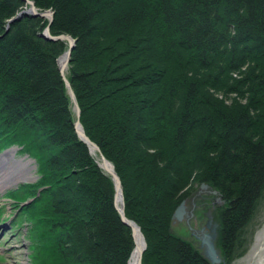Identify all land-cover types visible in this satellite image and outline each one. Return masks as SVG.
<instances>
[{
    "label": "trees",
    "instance_id": "16d2710c",
    "mask_svg": "<svg viewBox=\"0 0 264 264\" xmlns=\"http://www.w3.org/2000/svg\"><path fill=\"white\" fill-rule=\"evenodd\" d=\"M34 4L53 11L52 34L75 40L65 76L144 235L142 264H213L171 224L202 181L223 199L216 241L219 264H229L264 197V0ZM26 5L0 0V151L21 146L39 175L5 195L16 210L28 207L33 264H128L134 235L99 152L77 133L59 70L68 42L39 33L46 16L8 23Z\"/></svg>",
    "mask_w": 264,
    "mask_h": 264
},
{
    "label": "rangeland",
    "instance_id": "374dc122",
    "mask_svg": "<svg viewBox=\"0 0 264 264\" xmlns=\"http://www.w3.org/2000/svg\"><path fill=\"white\" fill-rule=\"evenodd\" d=\"M25 7L28 8L27 6ZM12 18L15 17L13 16ZM12 18L9 19L8 23L13 20H16V18L15 19ZM61 56L62 53L57 57V62L59 61ZM232 75L234 77L239 76L238 73L236 72H233ZM217 95L219 97L222 96L221 93H217ZM229 96L232 97L233 99L239 100V102L241 103L247 100L246 93L245 95H240L237 91H234L231 93L229 92ZM10 148L11 149L14 148V151L5 154V152L9 151ZM92 154H94V152H92ZM24 159L25 160L30 159L31 162L30 161L28 162V166L30 167L29 171L33 174V177L30 179L18 181L16 183L12 182L10 185H4L1 188L2 191L0 190V264H33L32 263L33 250L31 244L28 245L29 238L27 237V231L28 232L30 231L28 230L29 229L28 225H26L25 223L27 222L26 219L29 218L28 207H25L19 212L14 213L15 212L14 206H12L9 197L5 195V192H7L9 189L18 186V184L20 183L30 182L35 180L39 175L37 170V164L35 163L34 158L32 156L23 153L17 146L12 145L0 151V170L2 171L9 169L8 166L11 165L15 160H19V162L16 165L15 164L11 165L10 168L11 170L8 173V175L13 176L17 172V169L19 170L20 167L23 168L22 163L25 161ZM97 163L99 164V166L100 163H102V159L101 157H99V154H98ZM2 176L3 174L0 171V179ZM202 183H207V182L205 181L195 182L194 190L197 189L198 187L201 189L208 188L210 194L216 197L217 195H220L218 190L216 188L211 187L209 183H207L208 186L205 188L201 186ZM211 189H216L217 193L211 192L210 191ZM190 196L191 195H187V197L182 199L185 200L187 206H190L189 202L193 201V199L192 200L190 199ZM115 199H116V190L114 185V204L116 206ZM222 200H223L222 198L216 199V203H215L216 207L222 204ZM185 219L186 218L184 217V219L178 220L172 217V221H171L172 230L175 233L180 234L185 238L191 240V238L186 235L188 234L186 232V229H184L185 231L183 230V225H184L183 221ZM216 221L218 222L217 219ZM245 237H246V242L243 250L238 255L233 257V259L229 264H264V197L262 198L259 208L255 211L251 224L245 229ZM193 244L201 252L202 247L200 246V244L196 242H194ZM145 246H146V241H145Z\"/></svg>",
    "mask_w": 264,
    "mask_h": 264
},
{
    "label": "water",
    "instance_id": "95a60500",
    "mask_svg": "<svg viewBox=\"0 0 264 264\" xmlns=\"http://www.w3.org/2000/svg\"><path fill=\"white\" fill-rule=\"evenodd\" d=\"M25 1H27L30 4L29 8L28 9L21 10L14 17L17 19L22 14L27 13V12H30L33 15L48 16L49 17V22H48V24L45 26L44 30L40 34L42 36H44L45 38L52 39V40H54V39H63V38H65V39L68 40V47H67V49L62 54V56H64L63 62L64 61L66 62L68 60L69 55H70V52H71V50L73 48L74 39L69 34H63V33H61V34H51L50 31H49V26H50V23L52 21V11L49 10V9L43 10V11H38L36 9L35 5H34V1L33 0H25ZM15 18H12V19H15ZM58 62H59V65H60L59 68H60V71H61L62 76L64 78L65 84H66V86L68 88V91L70 93V96H71V98H72V100H73V102L75 104L76 114H77L76 118H77L80 115V108H79L78 102H77L76 97L74 95V92H73V90L71 88L70 82L68 81V79L64 75V65H63V62L61 61V59H59ZM76 122L78 123V120H76ZM76 130L78 132H80V134L87 141V143L89 144V146L91 148L99 150L98 145L94 141H92L90 138H88L84 134V132L82 130L77 129V128H76ZM101 159H102L103 165H105V169L111 174L112 178L114 179L116 194H117L118 191H119V194H120V204L118 205L116 203V207H117V209H118V211L120 213V217H121V219H122V221L124 223H126L127 225L130 226V228L132 230V235H134L135 226H137L139 228V230H140V227H139V225L134 220L128 218L125 215V212H124V201H123V194H122V187H121V183H120V178H119L118 174L116 173V171L114 170L113 167L109 168L106 165L107 159L104 157L103 154H101ZM201 186L205 188V187L208 186V184L207 183H202ZM210 191L213 192V193H217V190L216 189H211ZM218 198H220V196ZM115 201H116V199H115ZM184 206H185V201L182 200L174 208V210L172 212V217L173 218H181L182 217V214H183ZM140 232H141V230H140ZM216 235H217V232L214 233V236L213 237L216 238ZM200 246L202 247L201 252L203 253V255L205 257H207L210 260V262L217 263V264L220 262V260H221L220 251L215 246L214 242H212L208 238L203 237L202 238V241L200 243ZM144 247H142L141 250H140L139 257H138V264H142L141 263V255H142V252H143Z\"/></svg>",
    "mask_w": 264,
    "mask_h": 264
},
{
    "label": "flooded vegetation",
    "instance_id": "af4514ba",
    "mask_svg": "<svg viewBox=\"0 0 264 264\" xmlns=\"http://www.w3.org/2000/svg\"><path fill=\"white\" fill-rule=\"evenodd\" d=\"M208 190H209L208 188L201 189L199 187L195 189L194 195L193 193H191V196L192 195L193 196L192 197L190 196V199L191 200L193 199V201L189 202L190 206H187V204L185 203L186 204L185 206L188 208L186 213L183 211L181 218H175V219H184V217L186 218L184 220L185 222H183V224L185 225V226L183 225V229H186L187 233L189 234L186 235L190 237L193 242L197 241L196 243L199 244L201 243L203 237H207L208 239L210 238L211 235L208 234L210 230H212L213 231L212 233L214 234L218 229V222L216 221L214 216V209L216 208L215 203L217 197L210 194ZM196 212L200 214L198 215ZM206 234H208L209 236H207Z\"/></svg>",
    "mask_w": 264,
    "mask_h": 264
},
{
    "label": "bare ground",
    "instance_id": "6f19581e",
    "mask_svg": "<svg viewBox=\"0 0 264 264\" xmlns=\"http://www.w3.org/2000/svg\"><path fill=\"white\" fill-rule=\"evenodd\" d=\"M26 8V7H25ZM21 11V10H20ZM23 15V14H22ZM30 15V14H29ZM32 15V14H31ZM24 16V15H23ZM20 19V18H19ZM47 19V18H46ZM14 22V21H13ZM46 22H47V20H46ZM45 23V22H44ZM14 24V23H13ZM44 25V24H43ZM52 29V28H51ZM52 31V30H51ZM40 33V32H39ZM56 42V41H55ZM62 42V41H61ZM61 61L63 62V59H64V56H62L61 58ZM68 61H69V58H68V60L65 62H63V65L64 66H67V63H68ZM70 62V61H69ZM65 63V64H64ZM73 88V87H72ZM75 93V92H74ZM76 97V96H75ZM76 100H77V98H76ZM79 117L80 116H78V123L77 122H75V126H76V128L77 129H80V130H82L83 132H84V134L89 138V136L86 134V132H85V130H84V128H83V125H82V123H81V121H80V119H79ZM77 133L79 134V137L84 141V142H86L87 143V141L83 138V136L80 134V132H78L77 131ZM92 149V151H94L93 150V148H91ZM14 151V148H10V150L9 151H7V152H5V154L6 153H11V152H13ZM98 153V152H97ZM97 159V158H96ZM25 160V159H24ZM30 161V159H26L23 163H22V166H23V168H19V170L17 169V172L12 176V175H8V173L10 172V168H11V165H13V164H17L18 162H19V160H15L11 165H9L8 167H9V169H7V170H0L1 171V173L3 174V176L1 177V179H0V190H1V188L4 186V185H10L12 182H18V181H21V180H26V179H30V178H32L33 177V174L29 171V166H28V162ZM100 161V160H99ZM31 162V161H30ZM106 165L109 167V168H111L112 166H111V163L110 162H106ZM100 167L102 168V169H104L107 173H109L106 169H105V165H103V163H100ZM110 174V173H109ZM111 175V174H110ZM112 177V176H111ZM38 178V177H37ZM36 178V179H37ZM34 179V178H33ZM35 179V180H36ZM114 180V179H113ZM120 183H121V180H120ZM212 187V186H211ZM2 191V190H1ZM118 191V190H117ZM193 193H195V192H193ZM189 197V196H188ZM185 201V200H184ZM206 201V200H205ZM208 201V200H207ZM116 202L119 204V202H120V194H119V191L117 192V194H116ZM186 203V202H185ZM207 203V202H206ZM188 210V208L186 207V206H184V209H183V211L186 213V211ZM201 210V209H200ZM202 211V210H201ZM195 212V211H194ZM197 213V212H196ZM202 213V212H201ZM198 214V213H197ZM200 214V213H199ZM198 214V215H199ZM188 216V215H187ZM179 220V219H178ZM183 222H185V221H183ZM194 222V221H193ZM182 223V222H181ZM184 230V229H183ZM194 230V229H193ZM185 231V230H184ZM198 231V230H197ZM209 231V230H208ZM187 232V231H186ZM213 231L212 230H210L209 232H208V234L209 235H211L210 236V238H209V240H211L212 242H214V244H215V246L217 247V245H216V242H215V238L213 237L214 236V234L212 233ZM191 233V232H190ZM193 233V232H192ZM201 233V232H200ZM195 234V233H194ZM199 234V233H198ZM208 234H206L207 236H209ZM187 235H189V234H187ZM195 236V235H194ZM134 238H135V247H134V249L132 250V252H131V255H130V258H129V261H128V264H138V257H139V253H140V250H141V248L142 247H144V238H143V236H142V234H141V232H140V230H139V228L137 227V226H135V229H134ZM205 238H207V237H205ZM197 242V241H196ZM218 248V247H217ZM219 249V248H218ZM221 250V249H220ZM219 250V251H220Z\"/></svg>",
    "mask_w": 264,
    "mask_h": 264
}]
</instances>
